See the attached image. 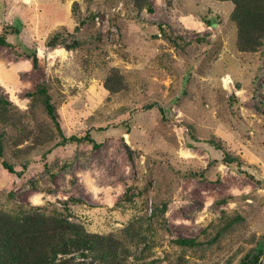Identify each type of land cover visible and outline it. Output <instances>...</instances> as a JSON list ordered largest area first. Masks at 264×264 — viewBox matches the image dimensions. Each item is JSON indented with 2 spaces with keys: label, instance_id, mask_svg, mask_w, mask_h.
<instances>
[{
  "label": "rangeland",
  "instance_id": "rangeland-1",
  "mask_svg": "<svg viewBox=\"0 0 264 264\" xmlns=\"http://www.w3.org/2000/svg\"><path fill=\"white\" fill-rule=\"evenodd\" d=\"M151 3L0 0V95L13 103L0 130L22 171L0 159V209L57 208L99 233L130 225L127 264H238L264 237V40L239 49L230 0ZM114 69L125 86L110 92ZM43 82L64 132L90 130L98 146L59 143L32 96Z\"/></svg>",
  "mask_w": 264,
  "mask_h": 264
},
{
  "label": "trees",
  "instance_id": "trees-1",
  "mask_svg": "<svg viewBox=\"0 0 264 264\" xmlns=\"http://www.w3.org/2000/svg\"><path fill=\"white\" fill-rule=\"evenodd\" d=\"M234 4L231 19L237 27V44L240 50L256 51L264 40V0H230ZM138 9L146 7L152 10L151 0H133ZM92 17L96 13L91 12ZM209 24L215 22L207 20ZM86 23L85 20L81 21ZM60 32L55 33L47 42L56 47L60 42ZM0 43H8L6 37L0 36ZM80 38H74L70 48L82 45ZM35 65L38 54L31 56ZM104 86L110 92H117L125 86L123 75L114 69L104 80ZM32 96L39 97L47 114L53 120L61 135L60 144L72 141H93L90 130L85 134L67 135L59 118V112L53 102V95L47 83H39ZM11 106L13 103L0 95V117L2 123H13ZM7 132L0 130V159L3 166L12 174L21 175L22 171L5 157V136ZM221 146V145H219ZM27 166V164H26ZM25 166V167H26ZM125 232V233H124ZM122 234L113 232L99 233L89 231L82 222L72 220L64 211L54 208L46 211L33 208L21 215H15L0 209V264H127L131 255L130 248L140 242L138 232L130 227ZM134 232V233H132ZM223 231L219 229L212 241L220 239ZM175 242L189 247L202 244L196 238L179 237ZM264 254V237L240 259L238 264H260Z\"/></svg>",
  "mask_w": 264,
  "mask_h": 264
},
{
  "label": "crops",
  "instance_id": "crops-1",
  "mask_svg": "<svg viewBox=\"0 0 264 264\" xmlns=\"http://www.w3.org/2000/svg\"><path fill=\"white\" fill-rule=\"evenodd\" d=\"M25 2L28 4H31V3H33V0H30V1H27V0H25ZM18 62V61H17ZM17 66H19V65H17Z\"/></svg>",
  "mask_w": 264,
  "mask_h": 264
}]
</instances>
